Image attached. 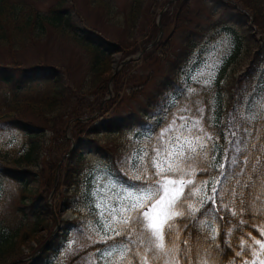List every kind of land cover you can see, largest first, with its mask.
<instances>
[{"label":"rangeland","instance_id":"1","mask_svg":"<svg viewBox=\"0 0 264 264\" xmlns=\"http://www.w3.org/2000/svg\"><path fill=\"white\" fill-rule=\"evenodd\" d=\"M53 1L43 0L37 4L45 10ZM113 1L118 8L114 10L112 17H108L104 9L93 6L88 0H72L77 6L76 18L81 24L98 29L110 40L121 41L131 49L129 54L123 50L113 52L108 71L98 79L89 69L87 52L72 41L60 38L54 30L50 29L48 35L39 41L29 39L18 44L16 48L0 46V63L6 68L16 67L18 62H23L21 68L44 62L59 66L65 76L64 83L73 95V106L79 104L75 95L78 93L85 98L81 101L80 109L92 112L87 116H80L79 119L90 121L91 126L99 128V140L88 141L87 147L83 148L84 168L70 184L64 179L65 168H61V164L65 162V154L62 156L60 149L54 153V156L62 157L61 163L54 182L47 180L45 183L50 189L48 202L53 209L51 216L55 217V223L52 221L53 230L51 234L46 228L36 232L37 238L45 236L46 242L38 244L37 238L29 239L26 245L21 247L24 249V256L20 261H25L22 264H68L70 258L75 257L76 264H100L98 250L105 249L112 241H108V245L101 242V246L94 248L93 244L98 242L99 238L89 232V223L94 224L96 219L89 200V189L95 178L110 174L111 178L122 183H134L126 180L123 175L134 163L131 159L133 145L148 146L150 151V145L145 138L156 134L159 130L158 122H167L173 118L179 122L180 115L198 118V108L204 109V126L212 134L217 145L212 163L226 165L225 154L230 147L228 140L232 137L225 139L220 133L233 128L230 121L231 111L241 109L245 115H249V105L255 108L264 100V94L253 102L243 95L246 89L241 72L249 62L245 47L238 59L228 63L236 45L237 35H247L253 30L255 42L264 43V34L260 31L264 23L256 22L255 17L253 18L238 0H189L185 8H191L188 13L191 21L184 24L175 23L179 0H147L135 25L129 29L126 13L130 0ZM160 25L162 39L166 38L165 43L158 45L156 41L143 52L147 45L156 40ZM185 35H188L195 45L189 57L177 66L180 68L177 84L178 73L173 72L172 65L176 52L187 39ZM246 42L247 39L245 44ZM156 45L158 46L155 47ZM199 72H203L204 76L200 77L201 82L197 83L191 77ZM209 73L214 78L210 85L205 86L202 80L209 78ZM169 75L173 76L176 82L168 80V84L164 83ZM94 79L96 84L92 85L91 80ZM166 84L170 86L167 87ZM261 87L264 89V83ZM189 88L196 89V94L190 95ZM235 89L243 91L235 92V97L231 98L230 93ZM196 101L199 103H195ZM185 107L190 108L191 112L182 113L180 109ZM67 114L68 111L62 115L66 128L65 136L59 135L57 140V144L64 146L63 151L74 150L78 146L74 134L76 131H73L75 128L71 126L74 119L68 120ZM129 114H132L133 118L131 126L109 133L101 131L102 121L112 117H126ZM52 134L51 131H45V134L41 135L45 145L51 143ZM26 141L24 130L14 125L0 124V147L20 152L26 147ZM47 169L43 172L44 178L49 175ZM219 176V171L215 168L205 173L199 171L198 167L196 186H200L204 180L209 181L206 194L211 195L212 182ZM38 184L37 179L30 178V187L36 188ZM184 192L187 194L188 189L185 188ZM16 197V188L12 187L8 192L6 205L14 203ZM198 199L193 195L191 202L196 203ZM31 244L34 245L32 249L28 248ZM259 259L264 260V256Z\"/></svg>","mask_w":264,"mask_h":264},{"label":"trees","instance_id":"2","mask_svg":"<svg viewBox=\"0 0 264 264\" xmlns=\"http://www.w3.org/2000/svg\"><path fill=\"white\" fill-rule=\"evenodd\" d=\"M39 1L43 0H0V46L16 48L18 44L29 39L39 41L48 35L50 29L54 30L60 38L72 41L87 52L89 69L97 79L108 71L110 56L113 52L123 50L126 54L131 53V49L121 41L110 40L98 29L81 24L75 15L77 6L72 0H54L45 10L37 4ZM88 1L93 6L104 9L108 17H112L114 10L118 8L113 0ZM145 1L147 0H130L129 10L126 13L128 29L135 25ZM188 1L179 0L176 24L191 21V17H188L191 8H185ZM238 1L245 9H248L253 18L255 17L256 22L264 23V0ZM263 28L262 26L260 31L264 34ZM253 36V30L247 35H237L236 45L228 59V63L231 64L236 58L238 59L245 47L249 62L246 69L241 72L246 89L243 95L247 96L251 102L264 94L261 87L264 83V43L255 42ZM165 39L161 38L158 45L164 44ZM185 39L182 48L176 52L172 65L173 72L178 73L177 81L180 71L177 66L189 57L195 45L188 35H185ZM245 39H247L246 44ZM15 52L17 56V51ZM22 64L23 62H18L16 67L6 68L0 63V124H10L24 130L27 138L23 151L17 152L0 147V264L24 263L25 261H20V258L24 256V249L21 247L25 246L29 239L35 240L38 230L49 229V234L53 230L52 221L55 223V217L51 216L53 209L48 202L50 189L45 183L47 180L54 182L57 168L61 163L62 157L54 156V153L61 150L63 156L68 152V149L62 150L64 146L57 144L59 135L65 136L66 128L62 115L68 111V120L74 119L71 126L75 128L73 131H76L74 134L78 141V146L69 155H64L65 162L61 164V168H65L64 179L68 184L84 168L83 148L87 147L88 141L99 140V128L95 125L91 126L90 121L84 122L79 119L80 116L92 114L90 111L80 109L84 96L76 93L79 104L73 106L71 102L73 95L64 83L65 76L59 66L44 62L21 68ZM168 80L174 81L173 76L169 75L164 83ZM91 81L92 85L96 84L95 79ZM176 83L179 84V81ZM239 91L235 89L231 92V98L235 97L233 94ZM230 121L233 130L244 125V121L240 119V113L235 109L230 113ZM132 123V114H129L126 117H112L102 121L100 127L101 131L109 133L120 131L131 126ZM248 129L251 133L246 140L249 163L242 169L247 175H241L238 178L240 184H244L248 182V176L252 175L253 186L250 191L243 189V205L240 204V197L237 196L230 209L221 207L232 199L228 195L231 189L234 188L237 193L242 191L240 185L233 179L237 165L231 163L234 152L232 145L229 144L230 147L227 150L229 158L225 169L229 180H222L218 186V191L223 188L225 195L223 198L217 196L215 207L218 211L203 217L214 221L217 230L215 241L210 240L200 230L198 224L196 228H193L195 221L177 218L178 242L183 250L186 247L184 241H188L187 247L192 250L191 264H197V252L204 255L205 250L211 253L209 264H244L245 260L252 264L253 258L249 248L254 246L259 250V246L255 245L256 240L264 243V212L257 211L264 208V177L253 175L250 171L256 164L257 158L261 161L257 167H264V152L260 151L261 147H264V120L249 122ZM45 131L53 133L49 145H45L44 138H40ZM252 145L256 147L253 148ZM46 169L49 175L44 178L43 172ZM30 178L39 181L38 187H30ZM12 187L16 188L17 197L14 203L7 206L6 198ZM255 198H259V202ZM207 207L209 204H205V208ZM203 211L204 209H201V212L196 214L198 218ZM231 212H236L237 215L233 216ZM44 241L46 242L45 236L38 239L37 243L42 244ZM93 245L94 248L99 247L101 242H95ZM28 248H34V245L31 244ZM237 252H243V255L236 256ZM263 256L264 253L259 258ZM75 258H70L68 264H76ZM15 260L17 261L13 263ZM181 264H186L185 259L182 258Z\"/></svg>","mask_w":264,"mask_h":264},{"label":"snow or ice","instance_id":"3","mask_svg":"<svg viewBox=\"0 0 264 264\" xmlns=\"http://www.w3.org/2000/svg\"><path fill=\"white\" fill-rule=\"evenodd\" d=\"M202 76L204 73L199 72L191 79L200 83ZM212 78L214 77L209 73V78L203 79L202 83L208 86ZM188 93L194 95L196 89L189 88ZM195 103L198 104L199 101ZM180 111L190 113L191 109L185 107ZM203 111V108L197 109L200 114L198 118L180 115L179 122L176 118L158 122L159 130L156 134L145 138L150 145V151L148 146L133 145L131 159L134 163L123 175L126 180L134 183H122L111 178L110 174L95 178L89 189V200L96 219L94 224L89 223V232L99 238L98 242L108 245V241H112L105 249L98 250L100 264H133V261L135 264H181L182 258L186 264H191L192 250L187 247L188 241H184L186 247L183 250L178 242L177 218L195 221L192 227L196 228L198 224L200 230L210 240L215 241L217 230L214 221L203 217L218 211L215 207L216 199L218 195L223 198L225 190L221 188L218 191L217 186L222 180L228 181L229 176L225 171L226 165L212 163L217 145L212 134L204 126ZM237 111L244 125L236 127L235 130L229 128L220 135L225 139L232 137L228 140L234 152L231 163L237 165L233 179L242 191L237 193L233 188L228 192L232 199L228 204L221 205L225 209H230L237 196L243 205V189L250 191L253 186L252 175L248 176V182L244 184H240L238 177L247 175L242 169L249 163L246 140L251 133L248 124L254 120H264V100L255 108L250 104L249 115H245L241 109ZM260 151L264 152V147H261ZM228 158L225 154V159ZM260 164L261 161L257 158L250 171L253 175L264 177V167H257ZM198 167L199 171L205 173L213 168L219 171V178L212 182L211 195L206 194L209 181L204 180L200 186H196ZM185 188L188 189L187 194L184 192ZM193 195L199 198L196 203L191 202ZM255 199L259 202V198ZM205 204H209V207L205 208ZM201 209L204 211L198 218L196 214L200 213ZM257 211L264 212V208ZM231 215L235 216L237 213L231 212ZM117 237L121 239L118 240ZM255 245L259 246V250L254 246L249 248L253 258L252 264H264V260L259 259L264 253V243L256 240ZM235 255L242 256L243 252H237ZM210 259L211 253L207 250L204 255L197 252V264H209ZM244 264L249 262L245 260Z\"/></svg>","mask_w":264,"mask_h":264},{"label":"water","instance_id":"4","mask_svg":"<svg viewBox=\"0 0 264 264\" xmlns=\"http://www.w3.org/2000/svg\"><path fill=\"white\" fill-rule=\"evenodd\" d=\"M161 35H162V26L160 28V35H159V37H161ZM159 37L154 42H152L150 45H148L146 48H144V50H146L149 46L153 45L156 41H158ZM70 151H71V149H70Z\"/></svg>","mask_w":264,"mask_h":264},{"label":"bare ground","instance_id":"5","mask_svg":"<svg viewBox=\"0 0 264 264\" xmlns=\"http://www.w3.org/2000/svg\"><path fill=\"white\" fill-rule=\"evenodd\" d=\"M41 201V200H40Z\"/></svg>","mask_w":264,"mask_h":264}]
</instances>
